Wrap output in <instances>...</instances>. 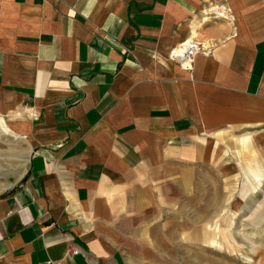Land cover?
<instances>
[{
	"label": "crops",
	"instance_id": "0c3cea01",
	"mask_svg": "<svg viewBox=\"0 0 264 264\" xmlns=\"http://www.w3.org/2000/svg\"><path fill=\"white\" fill-rule=\"evenodd\" d=\"M0 124V264L173 260L225 137L264 145V0H0Z\"/></svg>",
	"mask_w": 264,
	"mask_h": 264
},
{
	"label": "rangeland",
	"instance_id": "374dc122",
	"mask_svg": "<svg viewBox=\"0 0 264 264\" xmlns=\"http://www.w3.org/2000/svg\"><path fill=\"white\" fill-rule=\"evenodd\" d=\"M253 134L250 129L225 137L195 197L197 217L191 212L181 222L179 244L163 245L174 259L155 264H264V145L237 144L240 135ZM29 152L22 138L0 124V195L20 183Z\"/></svg>",
	"mask_w": 264,
	"mask_h": 264
},
{
	"label": "built area",
	"instance_id": "2783aa9c",
	"mask_svg": "<svg viewBox=\"0 0 264 264\" xmlns=\"http://www.w3.org/2000/svg\"><path fill=\"white\" fill-rule=\"evenodd\" d=\"M194 51H195V46H194L193 42L190 40H184V41L178 43L175 47H173L171 49L170 55L174 59L181 60V58L185 55H187V57H191L194 54ZM206 53H209V51H206ZM182 61H184V60H182ZM184 62H183L184 64H187L186 61H184ZM69 251L71 253H77L78 249L70 248ZM38 264H58V263L52 259H48L45 262L38 263Z\"/></svg>",
	"mask_w": 264,
	"mask_h": 264
}]
</instances>
